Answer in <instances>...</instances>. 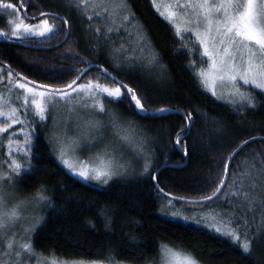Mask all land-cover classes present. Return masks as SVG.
Wrapping results in <instances>:
<instances>
[{"label":"snow or ice","instance_id":"snow-or-ice-1","mask_svg":"<svg viewBox=\"0 0 264 264\" xmlns=\"http://www.w3.org/2000/svg\"><path fill=\"white\" fill-rule=\"evenodd\" d=\"M152 4L172 25L180 46L176 51L199 55L200 64L192 61V66L213 97L224 101L236 116L264 110V0H171L164 5L152 0ZM63 6L87 24L82 31L95 41L90 54L98 55L103 48L107 57L101 62L88 60L79 52L70 54L72 67L49 74L53 80L73 74L60 83H38L15 73L11 66L0 67V143L7 140V154L0 158V264H69L49 260L33 243V237L47 227L43 213L49 209L61 211L53 199L57 188L41 184L29 192L23 183L26 175L40 171L34 161L41 157L33 149L41 134L58 166L85 181L110 186L127 181L133 174L137 180L156 181L155 146L159 138L149 125L139 122L152 118L151 102L146 93L118 76L125 71H146L155 79H164L169 69L162 55L132 12L129 0H63ZM25 8V0H0V15L8 25V30L0 29V38L68 43V18L43 10L29 17L22 14ZM29 19L37 22L29 23ZM75 64L85 67L77 68ZM125 101L128 113L108 106ZM154 111L174 112L181 117L182 125L176 126L179 130L171 142L185 156L189 154V138L193 151L208 150L203 135L219 136L225 128L223 119L195 106ZM198 121L211 127L198 129ZM13 126H19L22 140L15 138V130L4 136ZM248 143L244 140L227 156L220 157L221 170L206 181L209 187L199 199H180L184 204L203 207L198 216L191 218L194 223L204 224L252 255L255 245L264 244V153L246 157L231 171L229 167ZM59 187L66 189L64 182ZM158 190L163 193V189ZM174 199H167L161 212L188 221L189 216L175 211ZM89 210L109 231L114 227L113 217L122 211L111 205ZM189 210L195 209H185ZM86 226L96 227L91 220ZM130 239L132 250L139 251L142 245L137 237L130 234ZM160 251L165 258L182 256L180 264H200L195 255L178 253L164 243ZM90 264L121 262L110 251L105 261Z\"/></svg>","mask_w":264,"mask_h":264},{"label":"trees","instance_id":"trees-1","mask_svg":"<svg viewBox=\"0 0 264 264\" xmlns=\"http://www.w3.org/2000/svg\"><path fill=\"white\" fill-rule=\"evenodd\" d=\"M129 4L169 69L164 79H155L147 75L146 71H125L118 76L129 86L146 93L151 102L149 111L152 113L149 114L152 118L139 122L149 125L154 130V135L159 138L155 146V167L158 169L163 165H182L186 162L183 153L171 142L174 140V132L179 130L176 126L182 125L181 117L168 112L155 114V108L191 109L195 106L226 122L221 135H203L208 150L193 151L192 138H189L186 165L182 168H164L157 176L158 185L167 193L187 199H199L209 187L206 181L221 170L218 163L221 156H227L244 140L264 137V110L249 111L240 116L231 114V109L223 101L207 93L200 84L196 75L197 69L192 66V61L200 64L199 55H189L183 49L176 51L180 46L174 29L156 11L151 0H129ZM38 10L57 12L70 20L71 36L68 43L55 48L36 49L0 42V67L7 69L11 66L17 73L38 83H60L62 79H70L73 74L69 73L63 78L57 76L55 80L49 74L72 67L74 62L68 59L70 54L79 52L80 56L88 60H106L107 52L103 48L98 55L90 54L95 43L94 38L82 31L87 24H83L79 16L66 9L63 0H30L29 14L36 16ZM0 29L8 30L6 19L2 15ZM25 43L50 46L59 42L52 40L50 44H41L38 41ZM69 48L73 50L72 53L68 52ZM104 66L107 67L108 64L105 63ZM75 67L81 68L85 65L75 64ZM0 89H3V85H0ZM256 92L259 96V91ZM114 106L125 113L130 111L127 101ZM135 119L139 120V117ZM210 127L211 125H204L199 121L196 125L198 129ZM170 133H173L171 137ZM15 138L22 140L20 135ZM33 151L41 157L34 161L40 171L26 175L24 186L29 192L41 184L57 188L53 199L61 209L59 212L52 209L44 212L47 227L33 237L36 250L43 255L66 260L105 261L111 251L120 262L151 264L160 261V244L164 243L171 248L195 255L200 264H264V244L255 245L253 254L249 255L243 253L237 244L213 232L204 224L176 220L164 215L161 207L170 198L159 192L154 181L150 179L137 180L135 175L127 178V181L121 180L110 186L97 187L58 166V162L49 154L43 134ZM258 153H264L262 139L246 145L234 158L231 170L235 165L243 164L246 157L251 158ZM1 155L0 153V158L3 157ZM60 182H64L66 189L59 187ZM104 205L122 210L119 216L113 217L114 227L111 231L105 228L94 211L89 210ZM89 220L95 223V228L86 226ZM130 234L137 237L142 245L139 251H133L130 247ZM181 245L182 248L179 247Z\"/></svg>","mask_w":264,"mask_h":264},{"label":"rangeland","instance_id":"rangeland-1","mask_svg":"<svg viewBox=\"0 0 264 264\" xmlns=\"http://www.w3.org/2000/svg\"><path fill=\"white\" fill-rule=\"evenodd\" d=\"M151 2H152V0H151ZM157 2L160 4V5H164V4H166V3H169V2H171V0H157ZM155 7V6H154ZM155 9H156V7H155ZM161 10H163V8L161 9ZM157 11V10H156ZM158 12V11H157ZM159 13V12H158ZM160 14V13H159ZM163 17V16H162ZM164 18V17H163ZM37 22V21H36ZM36 22H33V23H36ZM199 79V78H198ZM200 82V81H199ZM201 84V83H200ZM203 88H204V86H202ZM204 90L207 92V93H209V94H211L206 88H204ZM259 91V90H258ZM220 101H222V100H220ZM224 102V101H223ZM109 107H111V108H115V109H118L116 106H114V105H108ZM119 110V109H118ZM121 111V110H120ZM19 126H13V129H10L9 130V133H6V134H4V135H9V134H11V132L13 131V130H15L16 132H17V135H20V136H22V133L20 132V129L18 128ZM17 128V129H16ZM69 131L71 132V128L69 129ZM109 139H112V137H109ZM3 145H1L0 147V153L3 155V157H5L6 156V154H7V140L5 139V141L3 140V143H2ZM126 151V153H127V150H125ZM127 154H129L130 155V153H127ZM1 155V156H2ZM85 157L87 156V154L85 153V154H83ZM136 168H137V172L139 171V168H138V166H135ZM132 176H135V174H133V175H130L128 178H130V177H132ZM76 177V176H75ZM76 178H78V179H80V180H82V181H84V182H86V183H88V184H92V185H95V186H97V187H104V186H101V185H99V184H97L96 182H89V181H85V180H83V179H81V178H79V177H76ZM173 203H174V205H175V211L177 212V213H179L180 215H187V216H189L190 217V219L187 221V222H193V220L191 219V218H194V217H196V216H198L204 209H203V207L202 206H200V205H191V204H184L183 202H178V201H175V200H173ZM185 209H195L194 211L193 210H189V211H185ZM168 217H170V218H173V219H176V220H182V221H185V220H183V219H180V218H177V217H173L171 214H169V215H167ZM171 248V247H170ZM175 251L176 252H178V253H180V252H183V251H180V250H177V249H175ZM183 253H186V252H183ZM43 255V254H42ZM44 257H47L49 260H51V259H53V258H55L57 261H67V262H69V264H90V262H92V261H84V260H77V259H72V260H66V259H59V258H57V257H54V256H48V255H43ZM181 259H182V256H174V257H167V258H165V257H163V255L161 254V258H160V261H158V262H154V263H151V264H165V260H167V264H180V261H181ZM121 264H129V263H126V262H121Z\"/></svg>","mask_w":264,"mask_h":264},{"label":"water","instance_id":"water-1","mask_svg":"<svg viewBox=\"0 0 264 264\" xmlns=\"http://www.w3.org/2000/svg\"><path fill=\"white\" fill-rule=\"evenodd\" d=\"M25 2H26V3H25L26 8H25V9H22V13H23V15H26V16L31 17V15L29 14L30 0H25ZM36 16H38V15H36ZM29 21H36V20H31V19H29ZM0 42H6V43H10V44H16V45H20V46H24V47H28V48H36V49H49V48H55V47H58V46H60V45L63 44V43L59 42V43H57V44H55V45H50V46H34V45L30 44V43H25V42L18 41V40H15V39L10 40V41H5V40L2 39V38H0ZM13 71H14V70H13ZM14 72L17 73L16 71H14ZM149 113H152V112L149 111ZM154 113H155V114H158V113H160V112H154ZM161 113H163V112H161ZM168 113L175 114L174 112H168ZM252 138H254V139H252ZM252 138L247 139V140L249 141V143H251L252 141H255V140H260V139L264 140V137H252ZM249 143H248V144H249ZM248 144H247V145H248ZM244 147H245V146H244ZM179 150L181 151V153H183L182 150H181L180 148H179ZM183 155H184V154H183ZM184 156H185V155H184ZM185 158H186V162H185L184 164H182V165H163V166H161L160 168H158V172L156 173V181H154L155 185H156V186L158 185V183H157V176H158L159 172H160L162 169L167 168V167H170V168H177V167L182 168V167H184V166L186 165V163L188 162V157L185 156ZM231 166H232V164L229 165V167H230V171H231ZM157 188H158V189H162L159 185H158ZM162 194H168L167 197H169V198H175L174 200H177V201H181V202H182V200L180 199V198H182V197H177V196L171 195V194L167 193V192L164 191V190H163V193H162ZM189 200H194V199H189Z\"/></svg>","mask_w":264,"mask_h":264}]
</instances>
